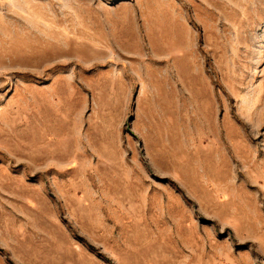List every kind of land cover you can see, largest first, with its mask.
<instances>
[{
	"label": "rangeland",
	"instance_id": "obj_1",
	"mask_svg": "<svg viewBox=\"0 0 264 264\" xmlns=\"http://www.w3.org/2000/svg\"><path fill=\"white\" fill-rule=\"evenodd\" d=\"M0 264H264V0H0Z\"/></svg>",
	"mask_w": 264,
	"mask_h": 264
}]
</instances>
